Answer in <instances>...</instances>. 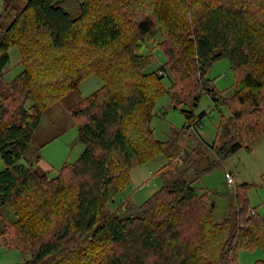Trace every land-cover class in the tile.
Listing matches in <instances>:
<instances>
[{
	"label": "trees",
	"instance_id": "1",
	"mask_svg": "<svg viewBox=\"0 0 264 264\" xmlns=\"http://www.w3.org/2000/svg\"><path fill=\"white\" fill-rule=\"evenodd\" d=\"M62 1L15 9L5 0L13 19L6 28L0 22V80L12 48L23 69L0 99V217L13 216L0 249L32 254L23 264H237L240 251L264 255V214L249 207V185L235 189L234 219L219 223L208 195L192 187L264 133V0H80L76 18ZM156 49L165 62L145 73ZM223 59L230 96L205 79ZM165 67L173 73L166 89ZM92 74L101 86L70 110L84 146L79 158L51 179L19 164L45 110ZM202 94L229 112L208 146L218 160L204 168L199 144L184 152L200 118L182 111L184 126L166 142L150 128L157 98L191 108ZM166 148L161 188L140 206L110 212L131 170Z\"/></svg>",
	"mask_w": 264,
	"mask_h": 264
},
{
	"label": "rangeland",
	"instance_id": "2",
	"mask_svg": "<svg viewBox=\"0 0 264 264\" xmlns=\"http://www.w3.org/2000/svg\"><path fill=\"white\" fill-rule=\"evenodd\" d=\"M15 9L22 8L27 0H9ZM80 0H63L61 9L70 17L79 15ZM13 19L12 12L6 8L5 0H0V22L3 27H8ZM156 42H161L159 33L155 35ZM153 45H149L151 49ZM148 53V52H147ZM154 61L145 70L150 73L163 65L165 58L159 49L153 52ZM19 53L16 48L9 51V63L4 77L0 80V99L8 94L7 83L11 82L21 71L19 65ZM161 85L166 89L170 87L173 73L168 67L162 73ZM207 81L213 83L219 91H225L224 96H230L233 91V79L230 73V65L226 59L213 64L205 76ZM101 86L96 74L82 81L78 88L61 96L54 104L49 106L42 115L41 121L27 145V151L20 160L23 166L32 165L37 175H46L54 178L57 172L65 164L74 163L81 155L84 146L78 139V127L70 116V110L82 99L88 97ZM183 112H191L194 117L200 118L191 137L187 140L184 148L187 152L200 145L208 160L201 161L200 166L206 167L210 161L218 158L209 150L208 146L214 141L216 127L221 117H227L229 112L225 108L215 109L212 107L210 98L202 94L197 103L190 108L180 106L173 109L168 95L157 98L154 102L153 117L150 128L154 139L159 142L169 141L176 131L182 129L185 123ZM169 149L155 154L146 162L136 166L129 173V180L123 189L114 196L113 201L107 204L110 212H117L125 203L140 206L147 201L162 186L159 170L168 162ZM176 162V161H175ZM6 168L0 159V172ZM230 174L236 185L226 182L225 174ZM194 178V172L187 173L185 180L190 182ZM243 184L249 185L247 191L248 205L256 209L257 214H264V133L248 148H241L220 161V166L215 167L209 173L201 176L193 182L192 187L197 194L206 193L211 202L213 221L219 223L227 218L234 219L235 189ZM13 220L12 213L4 212L0 217V231ZM264 257L261 251H240L237 253V264H254ZM32 259L30 253L7 252L0 249V264H23Z\"/></svg>",
	"mask_w": 264,
	"mask_h": 264
},
{
	"label": "built area",
	"instance_id": "3",
	"mask_svg": "<svg viewBox=\"0 0 264 264\" xmlns=\"http://www.w3.org/2000/svg\"><path fill=\"white\" fill-rule=\"evenodd\" d=\"M225 177H226V182H227V184H229V185H236V182H235V180L233 179V177L230 175V174H228V173H226L225 174Z\"/></svg>",
	"mask_w": 264,
	"mask_h": 264
},
{
	"label": "crops",
	"instance_id": "4",
	"mask_svg": "<svg viewBox=\"0 0 264 264\" xmlns=\"http://www.w3.org/2000/svg\"><path fill=\"white\" fill-rule=\"evenodd\" d=\"M8 83H9V82H8ZM8 83H7V84H8Z\"/></svg>",
	"mask_w": 264,
	"mask_h": 264
}]
</instances>
